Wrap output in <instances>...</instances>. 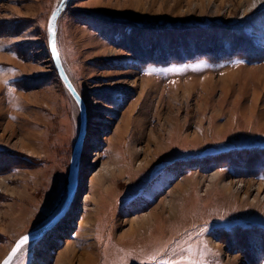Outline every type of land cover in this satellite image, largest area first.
Returning <instances> with one entry per match:
<instances>
[{
  "label": "rangeland",
  "instance_id": "rangeland-1",
  "mask_svg": "<svg viewBox=\"0 0 264 264\" xmlns=\"http://www.w3.org/2000/svg\"><path fill=\"white\" fill-rule=\"evenodd\" d=\"M58 2L0 0V264L69 196L82 122L49 48ZM252 5L70 1L59 47L87 109L76 191L10 264H264V2Z\"/></svg>",
  "mask_w": 264,
  "mask_h": 264
},
{
  "label": "water",
  "instance_id": "water-1",
  "mask_svg": "<svg viewBox=\"0 0 264 264\" xmlns=\"http://www.w3.org/2000/svg\"><path fill=\"white\" fill-rule=\"evenodd\" d=\"M70 1L71 0H59V2L57 3L55 9L53 10V12L50 16L47 29H48V34H49V48H50V51L52 53V57H53V60L55 63V67L58 71L60 78L65 83V85L69 89L71 95L74 97V99L77 101V103L80 107L82 129L80 131V135H79V138L77 140V143H76V146L74 149V153L72 156V165L70 168V175L68 177L69 178V196H68L67 200L65 201L64 207H63V209H61L60 213H58L55 217H53L49 221L48 224H46L45 227H43L40 230H36L34 232L32 231L31 233L23 236V237H28V242L37 240L39 238V236L44 235L47 230L52 228L58 222V220L62 216H64V214L66 213V211L68 210V208L72 202L73 196H74L75 191H76L77 182H78L79 163H80L81 152H82V148H83V141H84V137H85V131H86L85 129H86V125H87V112H86L87 109H86V104H85L83 98L81 97L77 88L75 87L74 83L72 82L71 78L69 77V74L65 68V65H64L59 47H58L59 21H60L62 14L65 12L68 4L70 3ZM19 241L15 244L14 248H16V245L19 243ZM13 249H12L10 255L12 254ZM19 250L17 251V253L19 252ZM17 253H16V255H17ZM16 255L12 258V260L16 257ZM7 259H5L4 262ZM4 262L2 264H4Z\"/></svg>",
  "mask_w": 264,
  "mask_h": 264
},
{
  "label": "bare ground",
  "instance_id": "bare-ground-1",
  "mask_svg": "<svg viewBox=\"0 0 264 264\" xmlns=\"http://www.w3.org/2000/svg\"><path fill=\"white\" fill-rule=\"evenodd\" d=\"M264 2V0H252V3H253V5H252V8L255 6V5H257V4H259V3H263ZM48 27V26H47ZM103 31V30H102ZM200 36V35H199ZM142 38V37H141ZM143 39V38H142ZM141 39V40H142ZM120 43H124V42H121L120 41ZM70 77V76H69ZM71 78V77H70ZM251 156V155H250ZM247 158V157H246ZM249 161V160H248ZM254 161V160H253ZM233 162V161H232ZM247 164H249V163H247ZM255 164V163H254ZM238 166V165H237ZM250 166V165H249ZM244 167V166H243ZM80 168V167H79ZM239 168V167H238ZM253 169V168H252ZM239 170V169H238ZM244 170V169H243ZM247 170V169H246ZM254 171V170H253ZM3 172V171H2ZM248 172V171H247ZM241 173H243L244 174V171L243 172H241ZM257 174V173H256ZM104 176V175H103ZM255 176H257V175H255ZM106 177V176H105ZM219 178V174H216L214 177H213V179H218ZM6 184V179L5 178H0V188H2L4 185ZM227 185V184H226ZM230 186V185H229ZM228 187V186H227ZM230 188V187H229ZM89 201V200H88ZM257 203V202H256ZM92 215V214H91ZM107 216H109L108 214H106V217ZM105 217V218H106ZM16 218V217H15ZM13 219L12 221H14L15 222V220L16 219ZM17 218H21V215H18L17 216ZM139 218H140V216H139ZM110 219V218H109ZM161 219H160V217H158V214H157V212H152V213H150L149 215H144L143 217H141L140 219H138V220H135L133 223H132V226H131V229H130V231L129 232H127V233H123L122 234V236L119 238V239H117L119 242H121V241H123L124 240V238H126L127 236V238H129V236H133V237H138V236H136V235H138V231H144V227L146 226V224L147 225H149V226H151L150 225V223H151V221H154V222H156V221H160ZM111 221V220H110ZM127 221V220H126ZM45 223V222H44ZM43 224V223H42ZM41 224V225H42ZM131 225V224H130ZM154 225H156V223L154 224ZM160 225H162V222L161 223H159L158 224V226H156V227H162V226H160ZM51 234V233H50ZM161 234V233H160ZM47 235V234H46ZM163 235V234H162ZM167 237V235H163V237ZM49 237V236H48ZM35 241V240H34ZM34 241H31V242H28V243H26V244H24L21 248H20V250H19V252H18V254H17V258H19L23 253H25L26 251H28V249L30 248V245H32L33 243H34ZM208 242H210V244L212 245V242H211V240H207ZM36 242V241H35ZM226 243V242H225ZM34 246V245H33ZM91 246V245H90ZM214 245H212V247H213ZM216 247V246H215ZM230 249V248H229ZM68 253L69 252H71V248L70 247H68ZM72 250H73V252H75L76 250L74 249V248H72ZM88 254V253H87ZM247 255V254H246ZM245 255V256H246ZM253 255V254H252ZM88 256V255H87ZM264 256L262 255V258H263ZM87 258H89V257H87ZM15 260V259H14ZM18 260V259H17ZM20 260V259H19ZM18 260V261H19ZM17 261V262H18ZM73 260H71L70 258H67V260H66V258H64L63 259V261H61V262H59L60 264H72L73 262H72ZM14 263V262H13ZM82 263L83 264H92L91 263V261H89V259H85V260H83L82 261ZM263 263V262H262ZM15 264V263H14Z\"/></svg>",
  "mask_w": 264,
  "mask_h": 264
},
{
  "label": "snow or ice",
  "instance_id": "snow-or-ice-1",
  "mask_svg": "<svg viewBox=\"0 0 264 264\" xmlns=\"http://www.w3.org/2000/svg\"><path fill=\"white\" fill-rule=\"evenodd\" d=\"M207 67L205 64H196L191 67L192 71H200L202 68ZM184 68H170L168 71L171 72H183ZM146 74H151V72H148ZM28 242V237H23L19 243L16 245V248L13 249L12 254L8 257V259L4 262V264H10V261L12 258L16 255L17 251L20 249V247Z\"/></svg>",
  "mask_w": 264,
  "mask_h": 264
},
{
  "label": "trees",
  "instance_id": "trees-1",
  "mask_svg": "<svg viewBox=\"0 0 264 264\" xmlns=\"http://www.w3.org/2000/svg\"><path fill=\"white\" fill-rule=\"evenodd\" d=\"M213 54V51L212 50H207V51H204V52H201V53H198V52H195L193 54H189V56H187L185 59H188L189 60H193V59H196L198 57H203V56H206V55H211ZM245 55V54H243ZM226 55H224L223 53H221L220 57H217L218 59H223ZM250 57V55H248ZM256 56L254 53L252 55V57ZM185 59H180V62L185 60Z\"/></svg>",
  "mask_w": 264,
  "mask_h": 264
},
{
  "label": "crops",
  "instance_id": "crops-1",
  "mask_svg": "<svg viewBox=\"0 0 264 264\" xmlns=\"http://www.w3.org/2000/svg\"><path fill=\"white\" fill-rule=\"evenodd\" d=\"M59 29H60V26H59ZM59 35V34H58ZM58 47H59V40H58ZM59 50H60V47H59ZM61 52V51H60Z\"/></svg>",
  "mask_w": 264,
  "mask_h": 264
}]
</instances>
